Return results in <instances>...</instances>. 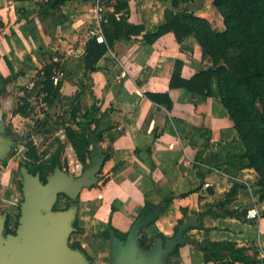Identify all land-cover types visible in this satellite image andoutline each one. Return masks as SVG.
I'll return each instance as SVG.
<instances>
[{
    "label": "crops",
    "instance_id": "0c3cea01",
    "mask_svg": "<svg viewBox=\"0 0 264 264\" xmlns=\"http://www.w3.org/2000/svg\"><path fill=\"white\" fill-rule=\"evenodd\" d=\"M212 1L193 0L184 6L190 7L185 12L211 24L206 11L214 10ZM128 8L127 21L142 25L145 33L153 32L164 22L165 11L172 10L169 3L159 0H129ZM91 16L92 1L68 0L56 6L53 2L0 0V77L21 73L13 81H23L19 86L13 84L17 90L33 82L43 64L35 56L39 50L61 55L68 73L75 74L73 68L81 57L74 50L84 48L83 34ZM176 60L183 64L184 79L206 69L193 38L177 44L173 34L167 33L152 45L141 37L116 42L96 71L87 73L91 83L87 108L94 105L98 109L104 132L103 142L96 147L103 157L109 146L111 157L103 165L109 172L105 185L85 190L79 199V228L84 235H96L97 252H101L99 243L110 247L116 239L110 228L128 233L148 202L157 208L141 218L149 221L139 229L136 246L141 250V231L154 242L142 252L165 251L176 240L172 253L163 256L167 264H205L199 244L230 242L247 249L251 264H264V201L259 198L257 174L235 166L244 147L213 83L212 97L200 101L185 89L168 88ZM68 81L63 94L70 88ZM145 93L168 94L171 111L158 108ZM115 166L118 169L112 171ZM234 186L235 194L226 200ZM167 198L171 202L165 207L161 202ZM251 209L257 210V221L246 220Z\"/></svg>",
    "mask_w": 264,
    "mask_h": 264
},
{
    "label": "trees",
    "instance_id": "16d2710c",
    "mask_svg": "<svg viewBox=\"0 0 264 264\" xmlns=\"http://www.w3.org/2000/svg\"><path fill=\"white\" fill-rule=\"evenodd\" d=\"M66 1L68 0L52 2L59 6ZM159 1L163 4L170 3L172 10L165 11L164 22L153 32L145 33L142 25L130 24L127 21L129 0H105L109 13L107 22L103 25L104 40L101 43L95 39L86 42L80 59L83 71L85 74L95 72L98 62L116 42L121 40L130 41L141 37L145 44L152 45L167 33L173 34L177 44H182L186 39L193 38L200 48L202 59L210 65L189 79H184L181 76L183 64L176 60L168 88L185 89L200 101L212 97V83H215L221 105L233 123L238 139L244 147V153L236 157L235 166L238 165L237 170L253 169L255 171L259 198L264 201V0H213L212 6L219 14L224 26L221 32H216L206 19L197 17L193 13H186L185 10H178L180 2L184 3L189 0ZM37 53L44 62V66L37 72L33 82L18 88L17 105L13 114L24 119L31 118L34 112V102L42 97V102L48 107L46 118L52 119L54 116L49 111L61 101L63 97L61 90L65 85L66 78L58 79L55 84L51 80L56 66L55 62H52L54 54H48L41 50ZM4 60L13 73L10 62L7 58ZM19 75L21 73H13V79ZM144 96L158 108L163 107L167 112L171 111L172 101L168 94L145 93ZM79 108V105L72 107L69 124L63 131L77 161L81 166H85L94 150V148L91 150V147L103 142L104 132L99 130V121L94 123L92 129L88 124L81 126L77 121ZM91 111L96 113L98 109L92 106ZM47 133L48 128L45 122L34 129L31 136L23 142L25 152L22 166L30 175L37 177L42 184H46L49 173L56 169H62L60 155L64 152V145L57 137L44 150L40 151L37 148L32 136ZM154 136L156 138V133ZM54 144L57 146L56 155L52 154L51 160L46 161L45 159L50 156ZM110 157L111 152L104 153L103 165ZM117 169L118 166H115L112 171ZM235 192L236 186L226 194L225 199L233 197ZM170 202L171 199L167 198L161 204L166 207ZM156 208L146 202L137 220L148 216ZM73 227L77 232L81 231L78 220L75 221ZM110 231L121 242H124L128 235V233H121L113 228H110ZM156 237L164 239L162 235ZM153 242L154 238H148L144 231L140 232L138 245L141 250L148 251ZM198 246L205 264H251L253 262V259L246 255V248H236L235 244L230 242L205 241ZM73 247L81 249L78 243ZM176 254L177 251L170 256L169 263Z\"/></svg>",
    "mask_w": 264,
    "mask_h": 264
},
{
    "label": "rangeland",
    "instance_id": "374dc122",
    "mask_svg": "<svg viewBox=\"0 0 264 264\" xmlns=\"http://www.w3.org/2000/svg\"><path fill=\"white\" fill-rule=\"evenodd\" d=\"M191 2L193 0L181 3V10H189L190 7L184 8V6H188ZM206 12L210 16V19H212V28L216 32H221L224 26L217 11L214 9L213 11L208 10ZM83 36L86 38V33ZM53 54V57L58 59L55 63L52 61L56 64L54 76L57 79L69 78L68 84L70 85L68 86L70 88L63 94L57 107L50 110L54 116L52 119L46 118L48 107L42 102V97L37 102H34V112L31 118L24 119L14 115L13 112L17 105L16 88L23 81L20 80L18 83L16 81L13 82L15 78L13 79L12 75L7 79L0 77V264H4L11 259L8 252V248L11 246L9 238H15L19 244L30 240L27 234L22 233V230L25 228L23 206L28 199L27 191L30 189V186L33 184L37 189H41L45 185L56 182L59 187L65 188L71 193L69 195L63 192L57 193L52 204L41 208L39 212L41 217L59 216L58 220L47 222L46 227L53 225L61 226L65 227L67 232L57 237L49 235L47 237L48 244H60L63 246L68 252L64 258V262H67L71 255H76L80 258L81 264H116L117 248L113 244L109 247L106 243H99L101 252H97L96 235H84L81 231L77 232L73 227L75 221L81 216L79 213V199L83 192L85 190L100 189L101 186H104L109 172H105L103 166L97 169V160L101 159V155H98L99 148L96 147L97 144L95 147H91V150L93 148L94 150L86 165L81 166L75 157L73 149L64 137L63 130L69 124V114L73 106L79 105L80 107L77 121L81 126L88 124L89 128L92 129L94 128V123L99 121L100 118L98 113H93L91 109L87 108L88 102L86 98L90 94L91 83L89 76L83 71L81 62L79 65H76L77 67L73 68L76 73L69 74L66 67L60 61L61 55L58 53ZM35 56L40 59L38 53ZM80 56L82 57V54ZM201 63L202 67L206 69L210 65L203 59ZM43 66L44 62L42 68ZM42 68L38 71L42 70ZM13 84L17 86H13ZM213 84L215 86V83ZM94 104H96V100ZM45 122L48 133L32 136L33 142L42 151L57 137L64 145V152L60 155L62 169H56L52 173H49L46 184H42L40 181H35L34 177L30 176V174L28 175L26 169L22 166L24 162L23 154L25 152L23 148L24 141L17 140L13 142L12 137L13 135L19 137L31 136L33 130L38 128L39 125L45 124ZM74 128L79 129L80 127ZM100 129L101 127H99ZM56 147L54 144L50 156L45 159L46 161L51 160L52 154L56 155ZM110 152V147H106L105 153L109 154ZM94 158L96 160L92 161ZM76 243L80 245L81 249L73 247ZM102 249L106 250L103 251ZM132 251L136 254V258L134 259V263L136 264L145 262L152 254L142 252L136 244L132 247ZM170 260L173 261V258ZM159 262L160 264H167L163 256L159 257Z\"/></svg>",
    "mask_w": 264,
    "mask_h": 264
},
{
    "label": "water",
    "instance_id": "95a60500",
    "mask_svg": "<svg viewBox=\"0 0 264 264\" xmlns=\"http://www.w3.org/2000/svg\"><path fill=\"white\" fill-rule=\"evenodd\" d=\"M56 105H54L53 109L56 108ZM50 114H52V111H50ZM28 137L29 135L23 137L13 135L12 140L13 142L17 140L24 141ZM98 155H101L100 151H98ZM96 158L92 159V161L96 160ZM97 161V169H99V167L103 166V157ZM26 173L29 175L27 171ZM34 179L39 182L37 177H34ZM60 192L67 195L71 193L65 188L59 187L57 182L45 185L41 189H37L33 184L30 186V189L27 191L28 199L23 206L25 212V228L22 230V233L27 234L30 240L19 244L15 238H9L11 246L8 248V252L11 259L4 264H81L80 258L76 255H71L70 259L64 262V258L68 252L63 246L60 244L49 245L47 242L49 235L57 237L67 232V229L61 226L53 225L46 227L47 222L56 221L59 219V216L51 215L41 217L39 212L41 208L51 205L55 195ZM148 221L149 218L137 221L128 232L124 243L118 242L116 239L113 241V245L117 248L116 264H136L134 263L136 254L132 251V247L136 244L139 229L148 223ZM176 239L179 240V236ZM168 245L167 250L160 251L157 248L145 262H140L139 264H160L159 257L172 253L174 247L177 245L176 240L169 242Z\"/></svg>",
    "mask_w": 264,
    "mask_h": 264
},
{
    "label": "built area",
    "instance_id": "2783aa9c",
    "mask_svg": "<svg viewBox=\"0 0 264 264\" xmlns=\"http://www.w3.org/2000/svg\"><path fill=\"white\" fill-rule=\"evenodd\" d=\"M37 4H48L55 0H32ZM92 1V16L90 19V27L88 28L86 32V42L90 39H95L98 43L103 42V25L107 22V15L108 10L106 8L105 0H91ZM118 17V16H116ZM74 53L77 58L81 57L80 55H83V49H77L74 50ZM53 62H57L58 59L56 57H53ZM54 83L58 81V79L53 76L51 78ZM207 185H205L206 187ZM246 220L248 221H257L259 219V215L256 209L248 210L245 216Z\"/></svg>",
    "mask_w": 264,
    "mask_h": 264
}]
</instances>
